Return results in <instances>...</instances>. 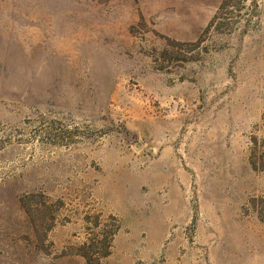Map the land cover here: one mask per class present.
Here are the masks:
<instances>
[{"label":"rangeland","instance_id":"1","mask_svg":"<svg viewBox=\"0 0 264 264\" xmlns=\"http://www.w3.org/2000/svg\"><path fill=\"white\" fill-rule=\"evenodd\" d=\"M0 264H264V0H0Z\"/></svg>","mask_w":264,"mask_h":264}]
</instances>
